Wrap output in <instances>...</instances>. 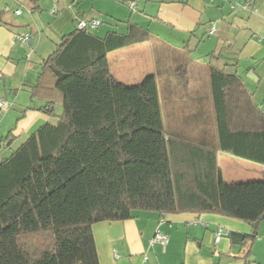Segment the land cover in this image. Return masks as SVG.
<instances>
[{"label":"trees","instance_id":"obj_1","mask_svg":"<svg viewBox=\"0 0 264 264\" xmlns=\"http://www.w3.org/2000/svg\"><path fill=\"white\" fill-rule=\"evenodd\" d=\"M147 37L75 25L44 60L32 94L46 115L61 112L0 159V264H99L92 226L141 211L264 216V180L228 184L217 165L222 152L264 166V110L237 66L207 64L214 146L166 137L156 77L122 84L107 59ZM254 237L228 235L231 245Z\"/></svg>","mask_w":264,"mask_h":264},{"label":"crops","instance_id":"obj_2","mask_svg":"<svg viewBox=\"0 0 264 264\" xmlns=\"http://www.w3.org/2000/svg\"><path fill=\"white\" fill-rule=\"evenodd\" d=\"M117 1L134 3L128 8L138 13L132 17L134 21H125L124 31L110 24L112 29L103 36L94 35L103 38L109 32L126 34L129 25L148 33L147 40L109 52L107 59L112 76L122 84H138L147 75L156 77L166 137L214 146L207 84L209 63L219 67L235 64L253 101L264 110V0ZM34 4L38 9L32 11ZM75 4L76 0H0V102L9 109L0 112V139L10 138L0 145V159L8 157L42 125L58 121L61 107L54 106V115H46L41 110L47 105L46 99L32 92L44 60L61 37L74 30L77 20L86 17ZM18 5L30 13L15 16L13 10ZM87 16L95 18L91 13ZM211 26L215 32L208 35ZM37 30L41 31L38 47L35 55L28 57V48L14 35L34 34ZM196 42H201L207 52L201 68H191L188 58ZM30 43L33 46L35 42ZM249 71L254 80L247 77ZM182 72L185 84L179 80ZM227 161L222 152H217V165L225 183L254 180L252 169L226 180L222 164ZM238 161L248 165L242 159ZM259 170L264 174L263 167ZM252 226L217 214L141 211L129 220L97 223L92 226V234L99 264H264V218L255 229ZM157 230L168 237L164 248L151 243ZM218 230L221 236L217 241ZM230 232H255V237L243 245H231Z\"/></svg>","mask_w":264,"mask_h":264},{"label":"rangeland","instance_id":"obj_3","mask_svg":"<svg viewBox=\"0 0 264 264\" xmlns=\"http://www.w3.org/2000/svg\"><path fill=\"white\" fill-rule=\"evenodd\" d=\"M132 1H129L128 3H130ZM75 5H78V12H83L84 16H87L88 14H92L95 15V18L97 20L100 21V26L97 29H91L89 30L90 32H92L95 35H99V36H103L108 30H111L112 27L110 26V24L119 31H124L125 30V21L132 19L134 21V19L132 18L135 14H138L136 9L133 10L132 12L129 11L130 8V4L126 5L123 1H117V0H76ZM142 3V1H141ZM83 4V6H82ZM80 6H82L83 8H85V10H81L82 8H80ZM21 6L18 5L17 8H20ZM129 8V9H128ZM23 10V14L24 15H28V10L27 9H22ZM34 13V12H33ZM37 14V13H35ZM49 14V13H47ZM31 17H32V12H31ZM116 19V22H112L114 20L110 19ZM118 20V21H117ZM156 29V28H155ZM154 31V30H153ZM159 33L160 32L159 30ZM41 35V31H36L34 34H31V40L35 43H33V49L34 52L36 51L38 45H37V39L40 37ZM164 35V34H163ZM36 38V40L34 39ZM207 40V39H206ZM141 43V42H139ZM28 50L30 51V48L28 47ZM189 53H188V58L190 59V62L193 66H191V68H201V62H202V58H204V55H206L207 52H205L204 48L201 46V42L199 43H195L194 46H191L189 49ZM34 52L32 54H34ZM35 55V54H34ZM31 61H35L34 59ZM132 65V64H131ZM170 69V68H169ZM132 72V71H131ZM5 103V102H3ZM164 105H166V103H164ZM8 108V107H7ZM7 108H4L3 110H1L0 112H2L1 114L5 113V111L9 110ZM57 112H59V108L57 109ZM10 154V153H9ZM7 154V155H9ZM223 156H225L227 158L228 161L227 162H223L222 164V171H223V175L225 177V179H236L235 177L239 176V172H242L243 174L247 173L246 170H253V179H264V174H262L259 170V168L264 166L258 165L256 163H252L249 161H245L247 162L248 165H240L238 162V160H241L239 158L233 157L231 155L222 153ZM3 157H6L3 156ZM252 179V178H251ZM252 181V180H251Z\"/></svg>","mask_w":264,"mask_h":264},{"label":"built area","instance_id":"obj_4","mask_svg":"<svg viewBox=\"0 0 264 264\" xmlns=\"http://www.w3.org/2000/svg\"><path fill=\"white\" fill-rule=\"evenodd\" d=\"M129 6H130V8H133L134 7V3H130ZM230 6L233 8V7H235V4H231ZM22 9H26V8L23 7L22 5H21L20 8H15L13 10V14L15 16L21 15L22 12H23ZM28 13H30L29 10H28ZM100 24H101L100 21L97 20L96 18L86 16V17H83V18H80V19L77 20L76 28L80 29V30H82V29L91 30V29H96L97 27L100 26ZM214 32H215V27L211 26L208 29L207 34L208 35H213ZM14 37H15L16 40H18L22 44V46L30 48V51H29V54H28V57H29L34 52L33 46L30 43V41H31V33L30 32L19 33V34H15ZM6 106H7L6 103L0 102V110H3L4 108H6ZM215 236H216V240L218 241L220 236H221V230H218V232L215 233ZM151 243H158L164 248L166 246V244L168 243V237L157 230L155 232L152 240H151Z\"/></svg>","mask_w":264,"mask_h":264},{"label":"water","instance_id":"obj_5","mask_svg":"<svg viewBox=\"0 0 264 264\" xmlns=\"http://www.w3.org/2000/svg\"><path fill=\"white\" fill-rule=\"evenodd\" d=\"M252 75H253V72H252V71H249L248 74H247V77L250 78V79H252V80H254V78L252 77ZM263 218H264V216H262V217L260 218V221L263 220ZM252 227H253V229H255L256 224H253Z\"/></svg>","mask_w":264,"mask_h":264}]
</instances>
